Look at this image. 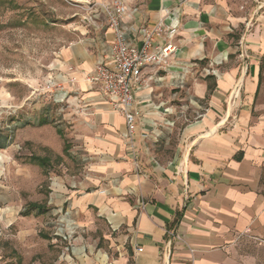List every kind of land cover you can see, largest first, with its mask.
Returning a JSON list of instances; mask_svg holds the SVG:
<instances>
[{
    "label": "crops",
    "instance_id": "1",
    "mask_svg": "<svg viewBox=\"0 0 264 264\" xmlns=\"http://www.w3.org/2000/svg\"><path fill=\"white\" fill-rule=\"evenodd\" d=\"M126 1L130 22L145 25L182 3L172 68H145L146 85L137 92L158 139L151 138L148 151L140 147L144 168L137 171L123 116L89 78L113 37L100 15L105 28L90 37L96 51L75 42L59 59L66 86L89 100L73 117L80 144L69 148L85 151L88 174L72 188L58 184L64 191L58 203H66L60 208L75 215L81 232L69 258H59L264 264V7L253 0L244 10L232 0ZM56 131L64 140L54 148L63 156L66 138Z\"/></svg>",
    "mask_w": 264,
    "mask_h": 264
},
{
    "label": "rangeland",
    "instance_id": "2",
    "mask_svg": "<svg viewBox=\"0 0 264 264\" xmlns=\"http://www.w3.org/2000/svg\"><path fill=\"white\" fill-rule=\"evenodd\" d=\"M232 1L240 10L252 2ZM96 8L95 0H0V264H66L59 257L69 258L81 232L60 208L58 184L72 188L88 174L85 151L73 147V117L89 100L66 86L59 59L75 42L96 51L90 37L105 28ZM57 129L73 144L63 156ZM32 154L49 156L51 166L29 162Z\"/></svg>",
    "mask_w": 264,
    "mask_h": 264
},
{
    "label": "built area",
    "instance_id": "3",
    "mask_svg": "<svg viewBox=\"0 0 264 264\" xmlns=\"http://www.w3.org/2000/svg\"><path fill=\"white\" fill-rule=\"evenodd\" d=\"M253 1L259 8L264 7V0ZM95 2V16L105 17L107 29L113 37L103 44L101 57L89 78L99 84L104 95L123 116L129 156L136 170L140 171L144 168L140 147L148 151L149 141L151 138L158 139V133L157 124L147 118L137 92L146 85L143 77L145 68L155 66L167 71L172 68L173 54L178 48L174 39L179 28V6L182 3L167 11L153 24L145 25L130 22L133 12L126 0ZM90 18L94 20L92 16ZM149 78L152 79L153 75ZM70 81H75V78H70ZM167 122L171 123L170 120ZM148 158L155 161L152 155ZM168 234L172 238L181 239L175 229H170ZM137 250L141 251L142 248Z\"/></svg>",
    "mask_w": 264,
    "mask_h": 264
},
{
    "label": "trees",
    "instance_id": "4",
    "mask_svg": "<svg viewBox=\"0 0 264 264\" xmlns=\"http://www.w3.org/2000/svg\"><path fill=\"white\" fill-rule=\"evenodd\" d=\"M45 123H48L47 120H42V122L40 124H45ZM58 132L64 137L62 130L58 129ZM69 148H70V143L67 139H65V147H64L65 153L69 152ZM59 157H60V159H62L61 156H59ZM28 161L32 162V163H36L41 167H50L51 166V158L49 156H40L37 154H32L28 158ZM32 205L38 206V204H32Z\"/></svg>",
    "mask_w": 264,
    "mask_h": 264
}]
</instances>
